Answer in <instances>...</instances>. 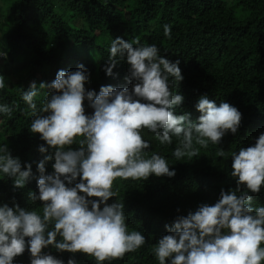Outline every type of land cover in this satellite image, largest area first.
Masks as SVG:
<instances>
[{
  "label": "clouds",
  "instance_id": "obj_1",
  "mask_svg": "<svg viewBox=\"0 0 264 264\" xmlns=\"http://www.w3.org/2000/svg\"><path fill=\"white\" fill-rule=\"evenodd\" d=\"M163 27L164 35L171 38V27ZM109 52L106 74L112 76L120 59L126 60L125 80L131 87L101 86L98 94L88 90L89 73L81 64L74 71L59 70L51 83L39 84V89L49 90L39 109L34 102L36 83L23 92L22 99L32 110L30 131L45 142L39 151L50 153L37 165L38 195L29 193L31 200L42 202L43 214L18 204L0 205V264H13L25 250L31 264H64L43 251L49 246L58 252L85 254L97 264L123 259L142 247L146 238L140 231L129 232L123 203H108L116 196L114 182L176 175L164 156L154 152L145 158L151 145L141 132L154 133L160 144L170 145L176 137L173 156L178 161L198 156L196 145L207 148L209 143L220 144L226 133H237L241 112L227 102L217 106L207 95L195 105L198 122H192L188 113L175 114L184 97L172 93L169 81H183L180 61L161 56L155 44L117 37ZM4 88L5 78L0 75V89ZM85 100L94 110L91 115L85 114ZM12 113V107L0 104V114ZM77 140L79 147L73 150ZM216 155L224 157L225 152L221 149ZM231 157L236 188L222 189L214 205L202 204L165 225L169 234L159 238L153 249L159 264L264 262V206L254 207L249 194H259L264 186V133L254 146L241 147ZM53 158L54 171L46 175L45 165ZM0 172L13 180L14 188H23L34 178L31 164L22 165L7 144L0 145ZM67 264L76 262L69 258Z\"/></svg>",
  "mask_w": 264,
  "mask_h": 264
},
{
  "label": "trees",
  "instance_id": "obj_2",
  "mask_svg": "<svg viewBox=\"0 0 264 264\" xmlns=\"http://www.w3.org/2000/svg\"><path fill=\"white\" fill-rule=\"evenodd\" d=\"M164 25L171 27V38L164 35ZM117 37L155 44L161 56L180 61L183 81H169L172 93L184 97L176 115L188 113L192 122H198L195 105L204 95L217 106L227 102L242 114L236 134L228 132L220 144L209 143L207 148L196 145L198 156L179 161L173 156L176 137L170 145L160 144L154 133L141 132L151 145L145 158L154 152L164 156L176 175L117 178L116 196L108 203H123L129 232L140 231L146 243L123 259L103 264H159L153 249L169 234L165 225L202 204L214 205L222 189L234 190L232 154L254 146L264 133V0H0V54H7L0 57V75L5 78L0 104L13 108L11 116L0 114V145L7 144L22 165L31 164L34 176L25 187L14 188L13 180L0 172V205L18 204L43 214L42 202L31 200L29 193L38 195L37 165L50 153L39 151L45 142L30 131L32 110L22 99L23 92L36 83L34 102L39 109L49 94L39 84L51 83L59 70L74 71L81 64L89 73L88 90L98 94L101 86L131 87L125 80L126 60L120 59L112 76L105 71L112 39ZM84 106L85 114L91 115L94 110L86 100ZM71 147L78 149V140ZM221 149L224 157L216 155ZM54 162L47 161L46 175L54 171ZM249 194L254 207L264 206V186L259 194ZM43 251L64 264L69 258L76 264H97L82 253L58 252L51 246ZM13 264H31L30 252L25 250Z\"/></svg>",
  "mask_w": 264,
  "mask_h": 264
},
{
  "label": "built area",
  "instance_id": "obj_3",
  "mask_svg": "<svg viewBox=\"0 0 264 264\" xmlns=\"http://www.w3.org/2000/svg\"><path fill=\"white\" fill-rule=\"evenodd\" d=\"M3 55H0V57H2Z\"/></svg>",
  "mask_w": 264,
  "mask_h": 264
}]
</instances>
